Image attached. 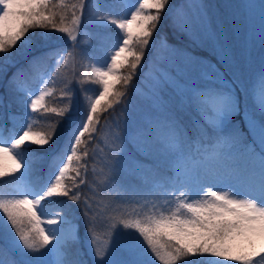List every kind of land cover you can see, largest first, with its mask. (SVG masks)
<instances>
[{"label":"snow or ice","instance_id":"obj_1","mask_svg":"<svg viewBox=\"0 0 264 264\" xmlns=\"http://www.w3.org/2000/svg\"><path fill=\"white\" fill-rule=\"evenodd\" d=\"M168 2L138 0V7L131 11L130 18L127 11L120 18H113L100 0H94L91 22L102 28L115 26L119 29L117 43L120 36L122 43L116 51H106L110 61L92 60L80 53L82 59L92 60L88 82L98 86L92 91L93 94L99 91V95L91 100L90 109H86V120L81 119L68 128L63 147L52 154L54 163L42 186L25 182L29 170L26 157L35 155L32 145L40 148L51 145L66 118L71 124V85L65 86L63 97L69 104L59 109L45 106L44 101L49 96L45 91L36 95L33 90L9 89V92H24L25 98L20 102L25 111L19 117L22 134L15 131L18 119L15 114H9L14 128L7 138L0 127V177L16 181L9 192L0 190V229L8 239V246L0 247V264H52L47 259L52 254L57 257L54 264H155V261L195 264V260L189 258L197 256L219 258L207 264H258V261L264 264V67L256 85L247 89L254 110H242L232 89L219 84L224 74L218 69L207 65L198 76H193L189 64H203L201 60L186 57L185 63H177L174 58H162V61L167 59V67L156 72L146 96L156 115L146 118L143 126L130 132L128 142L145 156L153 152L163 155L174 171L175 174L168 178L170 185H161L173 189L165 193L169 197L166 203L175 204L170 212L160 210L158 215L109 223L105 238L100 241L93 227L94 209L86 199L84 224L88 251L82 252L73 248L80 237L79 224L73 219L72 210L63 208L51 213L45 207L53 198L68 197L79 202L78 189L87 183L81 169L85 168L83 176L86 177L84 161L89 154H78L80 146L85 144L84 137L87 134L91 139L105 105L114 108L124 102L127 107V89ZM86 3L88 0L72 4L69 20V5L64 0H0V56H6L18 42L27 50H32L34 45L45 48L46 51L29 61L30 67L43 79L45 74L39 72L43 61L55 57L59 63L68 51L49 47L52 33L65 34L75 47ZM57 7L62 11H57ZM112 7H116L115 0ZM184 28L194 36L203 33L215 40L214 51L224 63H229L230 51L214 34L204 31L202 14L188 17ZM99 38L103 43L104 37ZM163 43L167 47V41ZM14 66L8 60L0 62V76H6L8 68ZM22 71L13 72L9 84H14ZM0 104H3V97H0ZM41 109L44 113L55 114L57 119L47 129L33 132L34 126L26 118ZM178 113L193 114L191 128L182 122ZM237 114L241 115L246 132L238 123H233ZM109 149L111 155L104 163V185L112 191L120 188L116 175L125 154L124 137L118 127L111 136ZM5 157L14 162V167L6 168L2 163ZM132 164L141 167L139 160L133 159ZM192 174L198 178L210 177L219 185L242 187L248 196L239 199L234 191L212 190L211 185L206 189L203 182L195 187L189 179ZM153 179L160 183L157 174H153ZM90 212L93 216H89ZM50 213L56 218L42 219ZM118 224H122L123 229Z\"/></svg>","mask_w":264,"mask_h":264},{"label":"trees","instance_id":"obj_2","mask_svg":"<svg viewBox=\"0 0 264 264\" xmlns=\"http://www.w3.org/2000/svg\"><path fill=\"white\" fill-rule=\"evenodd\" d=\"M183 1L184 0H169L168 5L163 10L159 24L151 38L149 46L145 50L141 65L138 67L137 74L133 77L127 89L125 100L129 97L132 85L135 83L138 84L141 80H146V74L153 71L147 68V64L153 59L152 48L155 42L166 40L167 43L177 48L205 59L212 67L218 69L224 74L219 84L225 88L232 89L233 93L239 98L242 110H254L252 97H248L244 86L238 82L232 70L229 69L228 64L224 63L218 57L217 52L214 51L215 42H211L209 39L204 38L202 33L194 36L190 31L184 28V24L178 19L176 8ZM100 2L105 6L106 10L112 12L113 18H119L120 14L127 8L128 3H132L138 7V0H115L116 7L114 9L112 7L114 0H100ZM64 3L69 5L68 18L70 20L71 5H78L79 0H64ZM56 10L62 11L59 7H57ZM93 10L94 6L90 4V0H88V3L85 4L83 9L81 26L88 28L90 34L85 36L78 30L79 35L75 42V47L73 46L74 42L67 40L65 34L52 33V40L49 47H62L68 51L59 63L56 62L55 57L51 59L46 58L43 61L39 72L45 74L43 79H45L46 84L44 86L40 83L41 79L39 78L38 72L30 67L29 61L32 60L33 56L46 51L45 48H38L34 45L32 50H27L18 42V45L10 50L6 56H0V62L8 60L9 64L14 63L15 65L14 67L8 68L6 76H0V97H3V104H0V127L3 128L5 138L9 136L14 128V122L9 119V114H15L17 116L18 119L15 122V131L22 134L20 127L22 121L19 117H21L25 111V107L20 102L25 98L24 92H9L10 88H20L19 85L24 84L27 91L33 90L35 94H38L43 89H47L49 96L46 97L44 101L45 106L47 108L59 109L68 106L69 101L63 98L64 89L66 85H71L73 93V99L71 100V116H73L71 124L69 123V119L66 118L60 124L58 135L51 145L43 148L32 145L31 151L35 153V155H28L26 157L29 163V170L25 178L35 182L36 185L42 186L43 182L48 178L50 168L54 163L52 154L63 147L68 128L75 126L81 119L86 120V109H90L91 100L99 95V91H96L94 94L92 91L93 88L98 86L88 82L92 60L103 61L107 59L110 61L111 57L110 55L106 56V51L114 52L119 47V43H122V36L119 37V43H117L119 29L115 26L102 28L93 24L90 20H87L88 17L91 16ZM208 13L213 31L218 34L219 32L216 31L218 28L223 30L225 39L233 44L234 36H231L234 30L232 24H230L231 7L224 4V2H218L217 6L213 9L208 8ZM77 14L80 13L78 12ZM36 31L38 32L39 30ZM100 36L104 37L103 43L99 38ZM84 41H87V43H83ZM232 50L234 53V48ZM81 52H83L85 56L91 57L92 60L82 59L80 56ZM17 69H22L23 71L18 73L14 84H9L12 73L16 72ZM233 81L235 83H233ZM123 104L124 102L116 105L114 108H108L107 105H105V110H102L99 115L96 131L92 134L91 139L87 134L84 137L85 144L80 146V152L78 154L83 155L84 152H88L89 154L84 161L87 170L86 177L83 176L85 168L81 169L82 178L86 179L87 183L78 189L80 193L79 202L73 201L68 197H60L53 198L51 204L45 205L46 208L51 210V213L60 211L63 208H70L72 210V217L76 223L79 224L80 237L79 243L73 246L74 250L78 248L82 252H86L82 242L86 237L84 224V201L86 199L89 200L93 206L96 217L93 222L94 232L97 239L101 241L105 238L109 223H115L120 220L146 218L153 214L158 215L160 210H164L165 213H167L175 207L174 203H166L169 197L165 193L173 191L172 187L168 186L165 188L161 186L165 183L170 185L171 182L168 178L174 175V171L170 168L166 158L154 152L145 156L139 153L136 148L128 142V134L130 132L137 127L143 126L146 118L154 117L153 110L148 109V107L143 104L142 106L139 105L140 110L134 112L132 110L127 111V124L117 121L116 124L109 125L108 122L111 116L114 115ZM27 111L30 112L31 109H27ZM178 115L181 116L182 122L191 128L192 121L190 116L193 114L178 113ZM26 119L28 123L34 126L33 132H39L47 129L50 124L55 122L57 117L52 113H44L41 109L40 112ZM233 121L238 123L239 127L246 132L240 114L235 116ZM109 126H118L124 137L125 144V154L121 158V167L119 169L120 173H123V175H116V181L120 188L113 189L112 191H109L104 185V174L106 172V168L104 167L105 162L96 164L99 172H91V164H94L93 154L95 153L96 147H98V151L104 153L106 158L111 155L109 149L111 138L109 140L104 138L105 131L110 133L111 136L114 132ZM133 159L139 160L141 167H135L132 164ZM10 168L12 167H8V169ZM154 173L158 175L160 183H157V180L153 179ZM52 179L54 180V176ZM16 180H19L18 175ZM15 182L16 181L11 177H0V190L5 193L9 192L15 185ZM69 184L71 186L70 181ZM4 198L13 197L5 196ZM51 213L49 216L54 215ZM94 213L90 212L89 215L93 216ZM118 227L123 229L122 224H118ZM7 246V234L0 229V247ZM195 264L207 263H204V259L201 256L198 260H195ZM230 264H236V262H231Z\"/></svg>","mask_w":264,"mask_h":264},{"label":"rangeland","instance_id":"obj_3","mask_svg":"<svg viewBox=\"0 0 264 264\" xmlns=\"http://www.w3.org/2000/svg\"><path fill=\"white\" fill-rule=\"evenodd\" d=\"M218 2H224V4L229 5L231 7L232 13L230 17V24L233 26L234 43L232 44L230 41H227L224 36V31L221 29H217L219 33H215L212 29L208 8L213 9L217 6ZM90 4L95 7L94 0H90ZM136 5L132 3H128L127 8L124 10L127 11V16L130 18L131 11L136 10ZM195 13H200L203 16L204 21V31L208 35L214 34L216 38H218L220 44L224 45L231 53V59L229 61L228 67L232 70L238 82L244 86L246 93L249 95L247 89H250L252 86L256 85L259 73L264 67V0H184L179 4L176 8V14L178 19L184 24L185 20L192 16ZM121 17V14H120ZM119 17V18H120ZM87 20L91 21V16L88 17ZM94 24V23H93ZM96 25V24H95ZM79 29L83 35L87 36L90 34V30L86 27H82ZM79 35V31L77 32V36ZM203 37L208 39L205 34ZM69 40L68 38H66ZM211 42H215L213 39H209ZM163 40L155 42L152 48V60L147 64V68L153 70L151 73L148 72L146 74V80L139 81L138 84H133L131 87V91L129 97L126 99L127 107H125V103L120 107V109L115 112L114 115L111 116L108 124H116L117 121L124 122L127 124L126 115L128 114V110L138 111L140 110V106L145 105L148 109L153 110L154 117L156 115L155 109L151 106V102L146 99L147 90L149 86V82L154 78L156 72L163 67H167V59L162 61V58H174L177 63H185L186 57H191L193 59L201 60L203 64H189V70L193 76H198L201 69L204 66L210 65L205 59L192 55L180 48L175 47L174 45L167 43V47H165ZM234 48V53L233 49ZM118 49V48H117ZM116 49V50H117ZM93 63L90 64L92 68ZM96 66H99L97 64ZM106 66V65H105ZM200 83H204L205 81H198ZM40 83L42 85L46 84L45 79H41ZM20 88H24V84L19 85ZM42 91L47 92V89H43ZM36 95H39L36 94ZM30 103V100L28 101ZM77 112V111H76ZM136 113V112H135ZM71 116L70 119H72ZM69 119V118H68ZM113 131L117 130L118 126H109ZM104 138L109 140L111 138V134L105 131ZM95 153L93 154V162L91 164V172L97 173L99 172L96 164L105 162L106 156L102 151H98V147L95 148ZM2 163L8 167H14V162L5 157ZM118 174L123 175L118 171ZM122 177V176H121ZM190 182L198 187L199 183L203 182L204 188H208L210 185L212 186V190H220V191H234L237 195L236 198L243 199L248 196V193L245 189L238 186H226L219 185L215 181H213L210 177L207 180L203 179V176L196 177L194 174L190 176ZM26 183H30L25 179ZM36 185L34 183H31ZM178 194V193H176ZM202 194V193H201ZM18 198V197H16ZM31 198V197H30ZM90 216V215H89ZM55 215H47L42 217L44 220L55 219ZM121 238H123L124 233H120ZM87 237V235H86ZM83 239V247L88 251V238L86 240ZM99 240V239H98ZM101 241V240H100ZM8 243V239H7ZM50 262L54 264L57 259L55 254H52L48 257ZM219 258L208 256L209 260H215ZM155 264H159V261H155ZM227 264V262H226ZM258 264H261L258 261Z\"/></svg>","mask_w":264,"mask_h":264},{"label":"bare ground","instance_id":"obj_4","mask_svg":"<svg viewBox=\"0 0 264 264\" xmlns=\"http://www.w3.org/2000/svg\"><path fill=\"white\" fill-rule=\"evenodd\" d=\"M204 180H207L208 178L203 177Z\"/></svg>","mask_w":264,"mask_h":264}]
</instances>
